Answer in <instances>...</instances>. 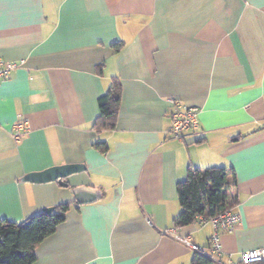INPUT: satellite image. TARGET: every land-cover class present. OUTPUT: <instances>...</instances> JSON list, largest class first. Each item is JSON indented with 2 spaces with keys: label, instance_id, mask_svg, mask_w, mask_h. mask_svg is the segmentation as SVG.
<instances>
[{
  "label": "crops",
  "instance_id": "obj_1",
  "mask_svg": "<svg viewBox=\"0 0 264 264\" xmlns=\"http://www.w3.org/2000/svg\"><path fill=\"white\" fill-rule=\"evenodd\" d=\"M0 58L23 63L0 85V219L71 204L34 264H193L165 233L182 212L177 184L217 166L236 182L234 231L214 251L211 225L178 229L214 264L264 248V0H0ZM115 80L116 126L97 130ZM173 100L200 111L181 140ZM68 164L81 168L66 187L22 180ZM75 187L102 196L79 205Z\"/></svg>",
  "mask_w": 264,
  "mask_h": 264
},
{
  "label": "trees",
  "instance_id": "obj_2",
  "mask_svg": "<svg viewBox=\"0 0 264 264\" xmlns=\"http://www.w3.org/2000/svg\"><path fill=\"white\" fill-rule=\"evenodd\" d=\"M120 104V85L115 80L109 91L99 99L100 117L94 128L114 129ZM94 146L102 151L108 148L101 141ZM228 176L229 171L225 167L190 168L187 179L177 184L182 212L175 226L188 227L196 222L198 216L213 217L232 209L228 191L236 186V182L230 181ZM70 209V203L61 204L20 224L0 219V264H34L38 246L66 221ZM193 264L214 263L208 257L196 254Z\"/></svg>",
  "mask_w": 264,
  "mask_h": 264
},
{
  "label": "built area",
  "instance_id": "obj_3",
  "mask_svg": "<svg viewBox=\"0 0 264 264\" xmlns=\"http://www.w3.org/2000/svg\"><path fill=\"white\" fill-rule=\"evenodd\" d=\"M23 63L8 62L0 58V85L7 81L11 74L21 67ZM199 109L190 107L180 100H173L170 116L172 118V128L170 134L176 139H183L188 131L199 128ZM27 131V122L22 119L14 125L13 136L16 141H20ZM240 217L231 209L213 217L198 216L194 224L201 227L211 225L214 233L211 238V249L220 251V240L223 232L234 231ZM175 241L184 245L188 250L200 255L212 257L208 249L199 247L193 240L192 234H182L178 228H174L165 233ZM244 264H264V248H257L246 251L242 255Z\"/></svg>",
  "mask_w": 264,
  "mask_h": 264
},
{
  "label": "water",
  "instance_id": "obj_4",
  "mask_svg": "<svg viewBox=\"0 0 264 264\" xmlns=\"http://www.w3.org/2000/svg\"><path fill=\"white\" fill-rule=\"evenodd\" d=\"M79 166L77 165H62L49 168L42 172L30 173L27 174L22 180L33 183H46L57 181L63 186H68V183L64 180L72 174L80 171ZM72 193L75 196V200L79 205H85L94 203L100 200L102 192L100 190L91 188V187H75L72 190ZM52 209H47L45 211H50Z\"/></svg>",
  "mask_w": 264,
  "mask_h": 264
}]
</instances>
